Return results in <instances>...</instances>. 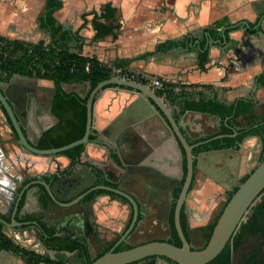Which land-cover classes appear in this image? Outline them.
I'll return each mask as SVG.
<instances>
[{
    "label": "crops",
    "instance_id": "0c3cea01",
    "mask_svg": "<svg viewBox=\"0 0 264 264\" xmlns=\"http://www.w3.org/2000/svg\"><path fill=\"white\" fill-rule=\"evenodd\" d=\"M61 1L62 8L54 13V18L63 29L72 32L78 30L81 40L77 46L80 47L81 56L95 58L105 66H113L117 60L132 59L127 68L160 79L169 85L168 90L174 94L181 92L186 100L204 98L232 104L239 99H252L264 104V86L257 84L253 92L256 77L264 72V0ZM107 3L118 9L121 25L115 39L107 36L95 40L90 23L92 15L86 16L85 27L79 29L81 16L91 11L99 13ZM44 6L45 0H0V36L32 44L39 41L48 44L49 34L39 27L37 19ZM63 13L70 15L71 23L62 22ZM222 19L230 26L239 27L229 31L226 37L220 36V40L212 41L204 30ZM40 31L47 33V42L40 37ZM223 31L220 29L219 34L222 35ZM166 41H176L182 46L155 51L159 44ZM249 41L253 47L242 48L229 66L228 59L235 58L238 49ZM199 43H204L208 51V61L203 66L197 63ZM68 47L69 52L78 54L79 50L73 42ZM147 53L151 54L143 56ZM205 85L207 87H203ZM60 87L64 93L80 99L88 97L91 92L88 82H67ZM0 90L10 101L24 135L33 145L36 146L41 135L58 123L51 112L55 94L53 82L37 79L34 75L14 74L6 81H0ZM126 92L125 88L107 85L94 98L90 133L94 139L83 146V158L97 169L113 168L124 176V182L130 186L134 181L138 182L139 187L148 190L147 194L157 203L162 201L159 197L161 190L158 189L160 183L171 181L163 173L175 171L174 164L182 158V153L166 133V119L162 117V122L147 116L145 106L136 104L132 107L134 98L130 99ZM165 101L173 116L177 115V106L170 103L168 97ZM115 120L118 121V128ZM175 120L181 122L180 131L189 145L199 139H209L220 126L216 116L197 112L187 111ZM233 149V152L226 153L208 150L212 154L207 156H199L201 152L194 154L197 167L185 212L189 232L206 225L211 207L224 201L230 186L240 182L257 165L261 150L257 136L244 138ZM111 152L116 153L119 166L112 162ZM155 166L162 172H151L156 170ZM0 167V182L3 183V186L0 184V217L10 222L12 204L21 195L23 203L20 212L14 216L15 221L22 223L24 217H32L34 221L39 219L40 224L50 230L52 228L44 223L54 226L63 209L52 202L43 208L40 197L45 189L34 182L44 181L48 184L51 175H56L59 169L60 178L54 176L56 181L51 188L55 197L66 203L94 181L89 167L80 164L70 166V160L63 154L39 157L23 151L1 110ZM44 170L47 173L42 175ZM38 173L41 175L35 178L34 175ZM18 175L25 180L19 181ZM27 175L31 178H27ZM195 183H199L196 188ZM126 207L116 199L100 194L91 203H79L71 208L81 214L80 219L86 224L77 231L81 237L87 238L88 248L94 226L111 230L110 233H122L129 220ZM27 228L25 224L16 229L2 225V232L15 244L30 248L36 245L37 239L36 233ZM153 240L160 239L148 241ZM55 254L52 257L47 255L53 259ZM63 254L67 258L76 256L75 253ZM0 264L25 263L10 252L0 251ZM153 264L172 263L155 258Z\"/></svg>",
    "mask_w": 264,
    "mask_h": 264
},
{
    "label": "trees",
    "instance_id": "16d2710c",
    "mask_svg": "<svg viewBox=\"0 0 264 264\" xmlns=\"http://www.w3.org/2000/svg\"><path fill=\"white\" fill-rule=\"evenodd\" d=\"M62 8L61 0H45L44 11L38 16L39 27L49 34V43L39 41L36 44L11 40L0 36V81H6L14 74L18 75H34L37 79H44L53 82L55 94L52 100L51 112L58 120V123L45 131L36 144L38 149H51L68 145L76 140H79L85 130L86 121V108L85 103L87 97L84 99L78 98L73 94H66L62 91L60 85L67 82H88L90 84V91L100 82L108 80L112 77L111 68L102 65L95 58L84 57L80 55V47L77 43L81 40L78 36V30L72 32L65 30L54 18V13ZM92 15L90 21L91 26L95 32L94 39H103L110 36L112 39L117 37L120 28V14L118 9L111 6L110 3L103 5L99 13L91 11L90 13L81 16L82 24L79 29L84 28L87 21L86 16ZM239 26H230L225 19L214 22L210 27L206 28L204 32L207 33L209 38L213 40H220V36L226 37L229 31L238 28ZM224 29L223 34H219V30ZM222 37V38H223ZM73 42L77 49L78 54L68 51V44ZM182 46L176 41H166L159 44L155 51H166L171 48ZM198 65L203 66L208 61V51L204 43H199ZM151 53H147V56ZM141 56V58L143 57ZM132 59L117 60L114 67L126 68ZM85 67L88 69L85 70ZM257 84L264 86V72L256 77ZM163 87L166 90V97L170 103H173L178 108V114L175 119L183 115L185 112H197L207 115L216 116L220 120L218 132L209 138L217 135H225L222 138L214 139L209 143L200 145L193 150L194 154L208 150H221L237 147L244 138L248 136H258L261 139V150L258 161L264 160V104L255 102L252 99H239L232 104L221 103L215 99L206 100L199 98L197 101L186 100V97L181 92L174 94L172 90H168L169 85L162 81ZM203 87H207L206 85ZM158 96H162V92L155 90ZM236 133L234 137H230ZM94 137L90 134L89 140ZM208 139V138H207ZM206 139H199L195 141L198 143ZM17 142V137L15 136ZM194 143V144H195ZM182 153V178L177 188L172 193L173 203L171 206L170 214L167 217V224L169 228V236L165 240L167 243L173 244L177 247L181 246L174 228L173 210L175 200L178 197L181 186L183 184L186 166L184 159V151L179 145ZM82 145L73 147L62 154L70 160V166L80 164L87 166L91 169L94 175L93 184L84 188L81 193L87 191L89 188L98 185H104L112 188H117V181L119 172L109 167L106 170L97 169L94 165L89 164L83 158ZM110 158L112 162L119 166L120 162L116 153L111 152ZM195 166V162L193 163ZM253 171V170H252ZM250 171V173L252 172ZM249 173V174H250ZM247 174L241 180L244 182L249 176ZM56 178L50 177L49 185H53ZM191 186L189 188V191ZM237 187L232 188L227 193V201L231 198ZM100 194L107 195L112 199H118L128 204L122 197L103 190H95L88 193L80 203H91L94 198ZM76 195L74 198H76ZM23 199L18 203L17 212L19 213ZM40 204L46 208L51 204L50 197L47 192L43 190L40 197ZM214 218L213 222L204 227L206 233L204 235V248L210 238L211 232L223 210ZM132 217V212L129 215L127 226ZM141 219L138 215L137 221ZM34 221L32 217H24L22 221ZM9 222V219L5 220ZM39 224V223H38ZM180 225L184 236L188 243L191 244L190 232L187 223V217L184 208L180 213ZM41 235L40 241L46 249L55 251L53 259L47 254L37 255L26 248H23L12 242L3 232L2 225L0 224V251L10 252L18 256L25 264H64L69 258L63 253H75L80 259L82 264H91L96 258L108 252L113 244L117 241V236L114 241L106 248H104L96 257L92 258L89 252L88 244L83 237H76L65 239L56 236L54 232L45 226L39 224ZM131 245L121 243L118 245L114 252H119L131 248ZM155 257H150L142 260L146 264H153ZM172 263L169 260H166ZM138 262V263H141ZM133 263V264H138ZM206 264H264V189L259 197V200L249 210L246 220L239 226L231 241L226 244L221 253L213 260Z\"/></svg>",
    "mask_w": 264,
    "mask_h": 264
},
{
    "label": "water",
    "instance_id": "95a60500",
    "mask_svg": "<svg viewBox=\"0 0 264 264\" xmlns=\"http://www.w3.org/2000/svg\"><path fill=\"white\" fill-rule=\"evenodd\" d=\"M252 39V36H249ZM220 42H218L219 44ZM250 47L252 48V44L250 41L245 45H242L238 52L234 54L235 58L228 59V65H232V61L236 60V56L242 48ZM197 57H195V60ZM249 59V58H248ZM246 62V61H245ZM107 85H115L119 88H125L127 96L133 99L131 106L134 107L136 104H144L146 111L150 113V117H154L162 121V117H164L168 124L164 123V127L166 133L170 136V141L177 144L184 151V159H185V166H186V174L181 186L180 192L178 197L175 201L174 205V212H173V221H174V228L178 239L181 243L180 247H177L173 244L167 243L161 240H153L138 244L136 246H132L129 249H125L119 252H114V249L124 243L128 238L129 234L135 227L137 222V218L140 210V206L138 205L136 199L132 197L130 194L125 193L120 189V187L112 188L104 185L93 186L89 188L87 191L81 193L73 200L62 203L60 202L55 195L53 194L52 188L50 185L45 183L44 181H36L34 182L36 185H41L44 187L45 191L47 192L48 196L50 197L51 202L56 205L58 208L63 209V212L60 213L59 217L56 219V223L54 226H48L52 228L54 234L56 236H60L65 239L81 237V233L77 230H80L82 227L86 226L85 222L80 219L81 214L79 212L72 211L71 208L77 204H79L84 196H86L91 191L95 190H103L114 193L123 199H125L128 205L131 206L132 209V217L129 222L127 228L121 233L117 241L113 244L111 249L101 255L100 257L96 258L91 264H133L141 262L142 260L150 257H155L159 259L169 260L172 264H206L217 257L221 251L224 249L227 243H229L232 237L235 235L236 231L238 230L239 226L246 220L247 214L251 207L257 202L259 199L263 189H264V160L257 163L253 171L249 174L244 182L233 183L230 186V191L233 187H237V190L231 196V198L227 201L226 205L223 207V210L211 232L210 238L204 248L201 249H194L190 243L186 240L184 233L182 231L180 225V213L182 208H184V212H186V202L189 198V188L192 183L194 169L197 165H193L194 161L196 160L193 150L203 144L209 143L214 139H219L224 137L225 135H217L212 138L200 141L193 145H189L186 141L184 135L181 133L180 128L182 127L180 121H176L171 110L168 108L166 103L155 93V91L141 85L138 83L125 81L117 79L116 77H111L108 80L102 81L98 83L89 93L85 108H86V121H85V130L83 136L68 145L58 147V148H51V149H38L35 145H33L24 135L22 128L18 122V119L14 113V110L11 106L10 101L3 95L0 90V110L3 113L4 118L6 121L9 122V125L12 129V132L15 134L18 140L19 147L29 153L32 156H39V157H52L63 152L82 145L85 146L89 143V135L92 130V111H93V101L97 94L103 90V88ZM257 82H255L253 92L256 91ZM51 102V101H50ZM218 123V117H216ZM163 122V121H162ZM118 128V121L115 120L114 122ZM43 131H41L42 133ZM236 133L230 135V137H234ZM258 141L261 144L260 137L257 136ZM233 148H229L226 150H220L219 152H233ZM198 154V153H197ZM212 154V151L201 152L199 156H207ZM182 159L179 158L174 167L177 168L178 177L176 180L182 178ZM171 163V162H169ZM172 164V163H171ZM173 165V164H172ZM0 169H2L0 167ZM42 170V169H41ZM45 171V172H44ZM39 171L47 173V170ZM26 174V172H25ZM40 173L34 175L35 178H38ZM16 175V171L14 173ZM57 178H60V170L57 169L56 171ZM19 181L25 180L23 176L18 175ZM53 177V175H51ZM27 178H31L30 175H27ZM1 186L3 183L0 182ZM21 199V195H18L16 200L12 204V212H11V220L10 222L4 221L0 217V224L4 227L10 229H16L21 225L25 224L28 226L27 229H32L36 233V245L31 246L30 248H26L29 251L34 252L37 255H44L48 254L52 257V254L55 251L48 250L42 244L40 239H38L41 235L40 226L37 222H26V223H17L14 219V215L17 211L18 203ZM227 199V192L225 193V200ZM188 213V212H187ZM2 213L0 212V216Z\"/></svg>",
    "mask_w": 264,
    "mask_h": 264
},
{
    "label": "rangeland",
    "instance_id": "374dc122",
    "mask_svg": "<svg viewBox=\"0 0 264 264\" xmlns=\"http://www.w3.org/2000/svg\"><path fill=\"white\" fill-rule=\"evenodd\" d=\"M168 2H170V0H168ZM62 22L63 23H71L72 19L70 17V15L66 14H62ZM40 37L44 40V41H48V35L46 32L44 31H40ZM71 49H75L73 46L71 47ZM88 51V50H87ZM89 54V52L87 53ZM110 64V63H107ZM109 66V65H108ZM111 67V66H109ZM126 69L128 71H131L133 73H135L134 70H131L129 68L126 67ZM166 93V90H165ZM166 100V96L164 97ZM166 103V101H164ZM197 184L199 185V183H195L194 188L197 187ZM130 192L134 193L136 195V197L142 202V198L141 196L136 193L137 191H135L132 187L129 186V188H127ZM167 191H169V189H166V192L163 193V201L167 199ZM170 198V196L168 197ZM153 203L149 204V214L148 217L146 218L145 221H142L141 224L135 229V231L126 239V244L131 245V246H136L139 243L141 244L142 242H148L149 239H166L169 236V232L168 229L166 227V223H165V216L163 215V213L165 212V209L167 207H169L168 205H166L167 201L164 202H154L152 197L150 196L149 198ZM259 200V199H258ZM257 200V201H258ZM171 201V199H170ZM225 203L224 201H219L216 203L215 206H212L210 212H209V216L207 218L206 221V225L202 226V227H196L194 229L191 230L190 234V238H191V246L195 249H201L203 244H204V235L206 233V230L204 227L208 226L209 224H211L214 220V218L217 216V214L220 212L221 208L223 207ZM167 206L166 208H164V206ZM213 205V204H212ZM211 206V204L209 205ZM154 209V210H153ZM157 210V211H155ZM126 211H127V215H130V209L126 207ZM128 216H126L128 218ZM155 216H158L157 218ZM153 217L157 220H153ZM126 221V218L124 220V222ZM124 227V223L123 226ZM121 227V229H123ZM120 229V230H121ZM111 230L108 229H104L103 227H98V226H94L93 232H92V237L90 235V240H89V251L91 254V257L94 258L96 257L104 248L108 247L113 241L114 239L119 236L121 233H110ZM45 255V254H44ZM64 264H82L80 259L77 256H72L70 257L67 262H65ZM139 264V263H138Z\"/></svg>",
    "mask_w": 264,
    "mask_h": 264
},
{
    "label": "flooded vegetation",
    "instance_id": "af4514ba",
    "mask_svg": "<svg viewBox=\"0 0 264 264\" xmlns=\"http://www.w3.org/2000/svg\"><path fill=\"white\" fill-rule=\"evenodd\" d=\"M181 170H182V165H181ZM180 180L181 179H179V180H171V181H166L165 183H160V187L158 188L159 190H161V194H160V199H162V201H160V202H164V201H167V203H166V205H168L169 207H167L166 205L164 206V208H166L165 209V212L163 213V215L165 216V223H166V227H167V229H168V232H169V228H168V224H167V217H168V215L170 214V211H171V206H172V203H173V198H172V193H173V191L175 190V188H177L178 187V185H179V183H180ZM192 181H193V179H192ZM117 183H118V185H117V187H120V189L122 190V191H124L125 193H128V194H130L131 195V193H129L130 191L127 189V188H129V186L130 185H128V184H126L125 182H124V176L122 175L121 176V174H119V177H118V181H117ZM192 184V183H191ZM192 186V185H191ZM130 187H132L135 191L137 190H139L137 193L141 196V198H142V202L137 198V197H135L134 195H131L132 197H134L135 199H136V201H137V203H138V205L140 206V210H139V215L141 216V219L139 220V221H137L136 222V224H135V227H134V229L132 230V232L129 234V236L135 231V229L141 224V222L142 221H145L146 220V218L148 217V214H149V204L152 202L149 198H150V196L147 194V191L148 190H146L145 188H143L142 186H141V188L139 187V185H138V182H135L134 181V183H133V185H131ZM166 189L168 190L169 189V191H167V196L169 197L170 196V198H168L167 197V199L166 200H164L163 201V193L164 192H166ZM170 199H171V201H170ZM21 200V199H20ZM117 201H119V202H121V203H123V204H125L123 201H121V200H118V199H116ZM176 201V200H175ZM125 205H127L128 206V208L130 209V213L132 212V209H131V206L130 205H128V204H125ZM10 210H12V209H10ZM154 210V209H153ZM155 211H157V210H155ZM17 212V211H16ZM20 212V211H19ZM173 212H174V210H173ZM188 214L189 215H191L190 214V212H188ZM16 213H15V217H16ZM2 217V216H1ZM156 218L158 217V216H155ZM159 218V217H158ZM155 218L153 217V220H154ZM155 220H157V219H155ZM154 220V221H155ZM39 224H40V221H39V219H37L36 220ZM36 221H32V220H29V221H24V222H22V223H26V222H36ZM44 224H46V226H50L49 224H47V223H44ZM2 225V224H1ZM88 225V224H87ZM124 230H125V228H124ZM123 230V231H124ZM91 231V230H90ZM122 231V232H123ZM91 233V232H90ZM121 235V234H120ZM119 235V236H120ZM128 236V237H129ZM85 238V237H84ZM85 240H86V242H87V238H85ZM165 240V239H164ZM124 243H126V241L124 242ZM195 249V248H194Z\"/></svg>",
    "mask_w": 264,
    "mask_h": 264
},
{
    "label": "built area",
    "instance_id": "2783aa9c",
    "mask_svg": "<svg viewBox=\"0 0 264 264\" xmlns=\"http://www.w3.org/2000/svg\"><path fill=\"white\" fill-rule=\"evenodd\" d=\"M111 72L112 77H116L120 80L130 81L134 83L141 84L153 91L159 90L162 92V96L160 97L163 101H165V88L163 87L162 81L158 78L151 77L149 75H146L144 73H133L131 71H128L126 68L121 67H114L111 66ZM88 68L85 67V70Z\"/></svg>",
    "mask_w": 264,
    "mask_h": 264
},
{
    "label": "bare ground",
    "instance_id": "6f19581e",
    "mask_svg": "<svg viewBox=\"0 0 264 264\" xmlns=\"http://www.w3.org/2000/svg\"><path fill=\"white\" fill-rule=\"evenodd\" d=\"M140 106H143L144 107V104H139ZM145 113L147 114V116H150V113L148 111H145ZM156 167V166H155ZM156 170H152L151 172H162V170H160V168L156 167L155 168ZM224 172V171H221V173ZM163 175H165L166 177H169V179L171 180H176V177H178V171H177V168H175V171H170L169 173H163ZM225 196V195H224ZM190 212V211H188ZM209 214V211L208 213Z\"/></svg>",
    "mask_w": 264,
    "mask_h": 264
}]
</instances>
